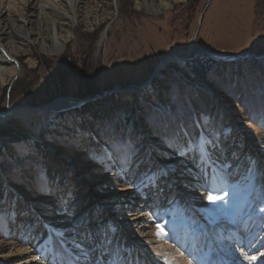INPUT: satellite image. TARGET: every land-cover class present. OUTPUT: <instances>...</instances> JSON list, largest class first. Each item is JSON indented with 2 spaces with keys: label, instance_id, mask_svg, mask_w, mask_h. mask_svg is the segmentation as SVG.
I'll list each match as a JSON object with an SVG mask.
<instances>
[{
  "label": "rangeland",
  "instance_id": "1",
  "mask_svg": "<svg viewBox=\"0 0 264 264\" xmlns=\"http://www.w3.org/2000/svg\"><path fill=\"white\" fill-rule=\"evenodd\" d=\"M84 10L75 22L61 12L55 16L65 43L60 54L42 49L44 40L52 45L43 30L20 42L17 63L2 67L9 72L16 67L18 75L0 77V113L40 108L57 98L107 94L58 113L41 109L37 135L17 120L0 124V264L10 262V243L26 248L43 228L60 231V221L74 217L65 212L76 200L69 196L75 187L68 182L77 174L87 185L104 178L118 183L119 174L131 180L149 175L155 161L180 166L185 153L201 152L202 141L217 147L226 122L264 141V57L251 56L264 53V0H181L156 16L145 11L143 0H85ZM199 47L251 54L226 61L201 55L184 68L168 63L150 88L121 93L149 80L166 53ZM178 128L187 132L180 140L174 138ZM51 155L64 167L63 200L50 188L46 161ZM231 187L205 214L212 228L215 210L232 215L240 208ZM13 205L19 206V238L10 230Z\"/></svg>",
  "mask_w": 264,
  "mask_h": 264
},
{
  "label": "bare ground",
  "instance_id": "2",
  "mask_svg": "<svg viewBox=\"0 0 264 264\" xmlns=\"http://www.w3.org/2000/svg\"><path fill=\"white\" fill-rule=\"evenodd\" d=\"M143 1L145 11L156 16L181 0H159L157 6L155 0ZM84 6L85 0H0V77L7 72L12 78L18 75L16 67L9 72L3 65L17 63L20 42L43 30L50 33L52 45L44 40L42 49L60 54L65 43L57 26L61 19L55 16L61 12L75 22ZM13 33L19 39L14 40ZM196 55L230 60L243 54L205 47L177 50L163 55L150 75L155 76L168 63L186 67ZM149 80L120 91L127 96L148 89ZM79 103L74 98H57L44 111L58 113ZM41 109L6 108L0 113V124L17 120L37 135ZM86 143L83 147L88 148ZM91 144L98 145L94 137ZM202 146L199 153H185L180 166L155 161L149 175L133 180L119 174L118 183L104 178L87 185L77 174L68 182L75 187L69 196L76 200L67 203L65 212L74 217L62 219L60 231L41 228L40 236L31 237L26 248L16 241L10 243L8 264H264V141L250 138L234 123L226 122L219 145L202 141ZM61 162L51 155L46 168L50 188L63 200L66 197L59 193ZM231 186L241 199L240 208L230 215L217 207L219 210L212 211L211 220L216 222L212 228L210 220H205L208 208L214 206L208 195L226 193ZM11 193L8 190L10 198ZM19 206L11 208L10 230L15 238H19L18 210L23 208ZM116 207L119 213L114 212ZM82 250L88 252L87 258ZM251 256L256 259L247 258Z\"/></svg>",
  "mask_w": 264,
  "mask_h": 264
},
{
  "label": "water",
  "instance_id": "3",
  "mask_svg": "<svg viewBox=\"0 0 264 264\" xmlns=\"http://www.w3.org/2000/svg\"><path fill=\"white\" fill-rule=\"evenodd\" d=\"M187 51H190V49L189 50H187ZM251 54V53H250ZM250 54H243V55H240L238 58H245V57H247V55H249L250 56ZM252 57H264V53H262V54H260V55H258V56H256V55H251ZM197 57H199L198 55H196V56H194L193 58H197ZM209 58H211V59H213V60H218V59H216V58H214V57H210V56H208ZM222 61H224V60H222ZM226 61V60H225ZM153 77L152 76H150V80H149V82L148 83H151V79H152ZM111 92V91H110ZM109 93V92H108ZM105 94H107V93H101L100 95H94V96H92V97H87V98H76V97H70V98H74V99H76V100H79V105H80V107H82V106H84L86 103H88V102H90V101H93V100H98V99H100L102 96H104ZM53 102V101H52ZM52 102H50V103H48V104H45V105H42L40 108H42V110H45V109H47L48 108V105L49 104H51ZM75 108V107H74ZM67 110V109H66ZM62 111H64V110H62Z\"/></svg>",
  "mask_w": 264,
  "mask_h": 264
},
{
  "label": "snow or ice",
  "instance_id": "4",
  "mask_svg": "<svg viewBox=\"0 0 264 264\" xmlns=\"http://www.w3.org/2000/svg\"><path fill=\"white\" fill-rule=\"evenodd\" d=\"M185 136H187V132H186V130L184 128H178L176 130V132L174 133V138L176 140H180V139H182ZM208 199L211 200V201H215L217 199H223V197L222 196H212V195H208ZM76 247L79 248L80 245L77 244ZM82 256L85 257V258H87L88 257V252L86 250H82ZM247 258L252 259V260H255L256 259L255 256H251V257H247ZM78 259H79V257H78Z\"/></svg>",
  "mask_w": 264,
  "mask_h": 264
},
{
  "label": "trees",
  "instance_id": "5",
  "mask_svg": "<svg viewBox=\"0 0 264 264\" xmlns=\"http://www.w3.org/2000/svg\"><path fill=\"white\" fill-rule=\"evenodd\" d=\"M195 72L198 74V77H199L200 79L202 78V80H203V77H200V75H199V71L197 72V70H195ZM103 110H104V113L107 114V108H104ZM105 111H106V112H105ZM94 116H96V114H94Z\"/></svg>",
  "mask_w": 264,
  "mask_h": 264
}]
</instances>
